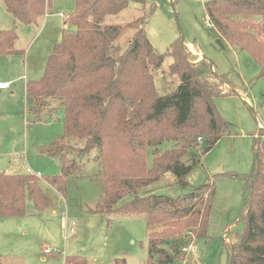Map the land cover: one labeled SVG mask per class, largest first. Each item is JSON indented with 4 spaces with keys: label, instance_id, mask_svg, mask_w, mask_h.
Returning a JSON list of instances; mask_svg holds the SVG:
<instances>
[{
    "label": "trees",
    "instance_id": "trees-1",
    "mask_svg": "<svg viewBox=\"0 0 264 264\" xmlns=\"http://www.w3.org/2000/svg\"><path fill=\"white\" fill-rule=\"evenodd\" d=\"M3 2L17 21L32 25L54 0ZM128 6V0H75V10L64 15V26H74L76 32L63 35L43 77L27 83L28 112L34 122H49L57 111L64 112V133L40 150L60 162V175L50 180L58 192L64 194L69 177H89L102 189L91 213L145 215L150 226L161 227L148 235L146 264L185 261L193 245L208 239L214 183L206 181L179 197L140 196L139 191L167 174L188 185L183 178L227 135L229 125L215 100L233 91L215 66L213 70L208 60H198L182 39L171 44L167 55L156 53L145 29L137 28L139 20L130 24L135 32L128 49L118 58L109 56L108 48L122 27L107 20ZM205 8L221 37L250 53L264 77V0H209ZM17 40L15 31L0 29V55L21 53L16 50ZM194 49L201 53L197 46ZM167 57L171 59L168 75L178 84L161 94L154 73L163 68ZM166 142L173 146L161 150ZM255 142L254 169L243 175L248 197L238 222L243 221L244 228L233 226L225 233L231 243L223 242L228 264H264L263 135ZM94 150L96 167L90 174L89 156ZM189 151L191 164L184 161ZM127 197L131 199L125 201ZM28 198L40 211L48 206L37 178L0 173V218L25 215ZM64 264H88V260L72 255ZM114 264L129 263L119 258Z\"/></svg>",
    "mask_w": 264,
    "mask_h": 264
},
{
    "label": "rangeland",
    "instance_id": "rangeland-1",
    "mask_svg": "<svg viewBox=\"0 0 264 264\" xmlns=\"http://www.w3.org/2000/svg\"><path fill=\"white\" fill-rule=\"evenodd\" d=\"M128 1L126 10L107 20V24L122 27L120 36L108 48L109 56L118 58L128 49L135 32L130 24L139 20L137 28L145 29L156 53L167 55L171 44L182 39L198 60L206 59L215 66V71L229 82L228 88L233 91L215 100L218 112L229 125L227 135L183 178L188 185L180 184L177 178L167 174L139 191L140 196L179 197L206 181L214 183L216 191L208 239L193 245L185 261L169 264H228L223 242L225 239L231 243V239L225 233L233 226L244 228V222H238L245 212L248 197L243 175L253 171L255 141L261 135L264 137L261 68L250 53L230 46L216 28L207 25L205 3L209 0H175L174 6L172 0ZM74 10L75 0H54L50 11L36 23L24 25L0 0V29L15 31L19 38L16 48L23 50L17 55H0V83L9 86L0 90V173L27 175L28 168L40 173L41 178L37 179L48 200L44 211L37 209L28 198L25 215L0 218V264H64L65 258L72 255L87 258L88 264H114L119 258H126L129 264H146L148 235L161 228L150 226L145 215L91 213L102 189L89 177H69L64 194L50 183L53 177L60 175L61 165L57 158L40 150L64 133V112L57 111L50 122H34L28 112L25 86L43 77L49 57L63 35L76 32V27L70 25L64 30V15ZM195 46L201 53L195 51ZM170 62L167 57L163 68L154 73L161 94L172 91L178 84L177 78L168 75ZM258 123H262L261 126ZM172 146L173 143L166 142L160 149ZM95 155L94 150L89 156L90 174L96 167L92 159ZM192 156L189 151L184 161L191 164ZM151 160L150 151L149 165ZM72 222H75L73 234Z\"/></svg>",
    "mask_w": 264,
    "mask_h": 264
},
{
    "label": "built area",
    "instance_id": "built-area-1",
    "mask_svg": "<svg viewBox=\"0 0 264 264\" xmlns=\"http://www.w3.org/2000/svg\"><path fill=\"white\" fill-rule=\"evenodd\" d=\"M207 25L210 26V27H212L211 23H209V22H207ZM8 87L9 86L7 84L0 83V89L5 90ZM259 126H261V124H259ZM198 141H199V143H201L202 142V139L199 138ZM27 173L29 175H31V176H34L35 178H41V174L40 173H35L31 168H28ZM74 225L75 224H72V226H74ZM74 231H75V229L72 227L71 228V232L74 233ZM48 252H49V250H45V253H48Z\"/></svg>",
    "mask_w": 264,
    "mask_h": 264
},
{
    "label": "crops",
    "instance_id": "crops-1",
    "mask_svg": "<svg viewBox=\"0 0 264 264\" xmlns=\"http://www.w3.org/2000/svg\"><path fill=\"white\" fill-rule=\"evenodd\" d=\"M48 11H50V10H48ZM107 23H108V21H107ZM64 30H65V26H64ZM18 40H19V38H18ZM16 50H18V49L16 48ZM18 51L23 52V50H18ZM26 85H27V83H26ZM0 90H1V91H4V90H2V89H0ZM5 90H6V89H5ZM25 90H26V86H25ZM25 114H26V111H25ZM57 114H58V112H57L56 114H54V115L56 116ZM55 116H54V117H55ZM54 117H53V118H54ZM53 118H52V119H53ZM52 119H51V120H52ZM45 122H46V121H45ZM49 122H50V121H49ZM259 124H262V123H258V126H259ZM91 211H92V210H91ZM91 211H90V212H91ZM72 224H75V222H72ZM74 226H75V225H74ZM74 226H71V228H72V227L74 228ZM70 231H71V229H70ZM74 233H75V231H74ZM72 234H73V233H72ZM197 243H198V242H197ZM193 256H194V255H193Z\"/></svg>",
    "mask_w": 264,
    "mask_h": 264
},
{
    "label": "water",
    "instance_id": "water-1",
    "mask_svg": "<svg viewBox=\"0 0 264 264\" xmlns=\"http://www.w3.org/2000/svg\"><path fill=\"white\" fill-rule=\"evenodd\" d=\"M172 3H173V6H174V3H175V0H172ZM221 45H222V43H220ZM210 62V61H209ZM210 64H211V67L213 68V70H214V65L210 62ZM215 72V71H214Z\"/></svg>",
    "mask_w": 264,
    "mask_h": 264
}]
</instances>
